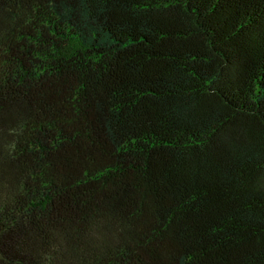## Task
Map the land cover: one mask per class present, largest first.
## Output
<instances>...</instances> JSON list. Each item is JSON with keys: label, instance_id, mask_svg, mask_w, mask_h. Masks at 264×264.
I'll list each match as a JSON object with an SVG mask.
<instances>
[{"label": "trees", "instance_id": "1", "mask_svg": "<svg viewBox=\"0 0 264 264\" xmlns=\"http://www.w3.org/2000/svg\"><path fill=\"white\" fill-rule=\"evenodd\" d=\"M0 264H264V0H0Z\"/></svg>", "mask_w": 264, "mask_h": 264}]
</instances>
